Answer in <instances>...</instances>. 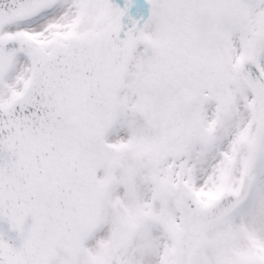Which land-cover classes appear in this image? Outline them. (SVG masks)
Here are the masks:
<instances>
[{"label": "snow or ice", "instance_id": "obj_1", "mask_svg": "<svg viewBox=\"0 0 264 264\" xmlns=\"http://www.w3.org/2000/svg\"><path fill=\"white\" fill-rule=\"evenodd\" d=\"M0 264H264V0H0Z\"/></svg>", "mask_w": 264, "mask_h": 264}]
</instances>
